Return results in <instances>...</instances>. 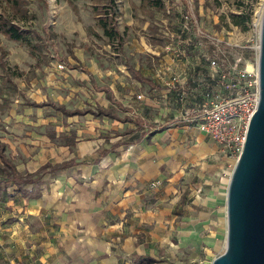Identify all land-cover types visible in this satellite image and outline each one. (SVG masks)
Wrapping results in <instances>:
<instances>
[{"label":"rangeland","instance_id":"rangeland-1","mask_svg":"<svg viewBox=\"0 0 264 264\" xmlns=\"http://www.w3.org/2000/svg\"><path fill=\"white\" fill-rule=\"evenodd\" d=\"M263 9L264 0H114L110 13L109 0H0V20L27 37L13 42L0 33V144L21 180L15 184L0 162L1 208L11 199L19 206L53 202L45 192L86 158L88 124L114 126L110 133L119 134V121L131 117L123 95L140 90L138 77L157 76L164 95L160 117L173 114L168 123L180 134L176 178L153 180L143 196L157 221L144 223L137 236L149 255L137 262L132 252L111 264H212L226 247V196L237 158L208 137L190 136L185 127L197 128L188 123L186 111L207 89L215 96L224 93V73L256 68ZM104 18L115 26L119 43L99 26ZM205 150V163H189V153L204 159ZM9 186L20 194L17 201L8 196ZM211 192L215 205L209 212L204 208ZM27 225L29 232L39 231L38 217L28 218ZM55 235L54 244L46 242L45 233L30 236V243L7 244L1 237L0 264L67 263L68 237ZM94 261L106 264L103 257Z\"/></svg>","mask_w":264,"mask_h":264},{"label":"crops","instance_id":"crops-1","mask_svg":"<svg viewBox=\"0 0 264 264\" xmlns=\"http://www.w3.org/2000/svg\"><path fill=\"white\" fill-rule=\"evenodd\" d=\"M138 79L140 90L123 95L122 105L131 117L126 116L119 121V134L110 133L112 130L109 129H116L114 126L104 124L105 130L104 125L99 128L98 124H88V141L83 145L87 151L86 158L77 171L61 178L58 187L45 192L54 197L53 202L35 200L19 206L11 199L12 204L8 203L7 208H1L3 205L0 204L3 212L0 215L2 240L7 244L30 243L40 233H45L48 235L46 242L54 244L57 243L55 233L59 237H68L64 242L70 244L71 249L65 256L68 262L63 264H91L85 261L102 257L106 258V264H111V261L127 257L132 252L139 262L149 255L144 254L141 243H137V236L144 223L152 225L154 222L155 225L157 221L156 213L142 203L143 196L149 195L153 180L159 177L167 175L166 180L175 181V140L180 134L168 123L173 114L160 117V111L164 112L161 105L164 95L156 87L157 76ZM139 94L141 98L137 101ZM185 128L190 136L206 137L198 130ZM115 141L117 143L113 144ZM204 153V159L200 153L198 158L189 153V163L202 165V161H206V150ZM179 162H184L182 155H179ZM7 190H10L8 196H14L17 201L20 194H12L15 188L9 186ZM213 197L212 192L207 194L205 211L212 212L209 208L215 205ZM53 214L54 218L51 217ZM33 217H38L40 227L39 231L32 233L28 231L27 223L28 218ZM208 218L203 217V221ZM6 230L10 232L4 234Z\"/></svg>","mask_w":264,"mask_h":264},{"label":"water","instance_id":"water-1","mask_svg":"<svg viewBox=\"0 0 264 264\" xmlns=\"http://www.w3.org/2000/svg\"><path fill=\"white\" fill-rule=\"evenodd\" d=\"M258 70L259 104L227 189L226 247L212 264H264V9Z\"/></svg>","mask_w":264,"mask_h":264},{"label":"built area","instance_id":"built-area-1","mask_svg":"<svg viewBox=\"0 0 264 264\" xmlns=\"http://www.w3.org/2000/svg\"><path fill=\"white\" fill-rule=\"evenodd\" d=\"M259 47L260 37L258 57ZM221 78L228 79L224 84L225 92L215 96L210 89L204 91L201 100L186 111L187 121L212 139L224 154L238 159L260 100L258 62L256 68L224 73ZM174 84L175 80L171 82Z\"/></svg>","mask_w":264,"mask_h":264},{"label":"trees","instance_id":"trees-1","mask_svg":"<svg viewBox=\"0 0 264 264\" xmlns=\"http://www.w3.org/2000/svg\"><path fill=\"white\" fill-rule=\"evenodd\" d=\"M4 2L12 1L14 4H18V0H2ZM110 2V13L114 11V0H109ZM156 6L159 8H162V3L160 1L155 3ZM112 16V14H111ZM112 17L110 20H113ZM99 26L104 30V33L109 38H114L115 40L120 41V35L115 30V26L107 19H99L98 20ZM0 33L3 34L7 39L13 42H20L23 43L26 41L27 37L25 33H23L19 27H17L14 24H11L9 22H6L5 20H0ZM56 110L60 111L61 113L65 115H72V113L66 112L62 107H56ZM3 145L0 144V162L10 170L11 175L8 174V176H11V179L15 184H19L21 182L20 178L16 176L14 167L11 166V164L7 161L5 156L2 153ZM10 180V181H12ZM20 192V191H18ZM143 259H141L139 262H141Z\"/></svg>","mask_w":264,"mask_h":264},{"label":"bare ground","instance_id":"bare-ground-1","mask_svg":"<svg viewBox=\"0 0 264 264\" xmlns=\"http://www.w3.org/2000/svg\"><path fill=\"white\" fill-rule=\"evenodd\" d=\"M261 17H262V15H261ZM261 17H260V20H259L260 23H261Z\"/></svg>","mask_w":264,"mask_h":264}]
</instances>
